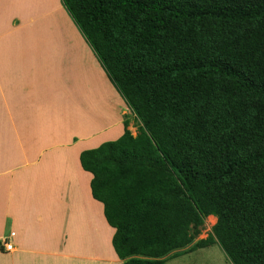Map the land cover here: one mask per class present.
<instances>
[{
	"label": "trees",
	"instance_id": "1",
	"mask_svg": "<svg viewBox=\"0 0 264 264\" xmlns=\"http://www.w3.org/2000/svg\"><path fill=\"white\" fill-rule=\"evenodd\" d=\"M60 2L140 122L79 156L122 264H264V0Z\"/></svg>",
	"mask_w": 264,
	"mask_h": 264
},
{
	"label": "crops",
	"instance_id": "2",
	"mask_svg": "<svg viewBox=\"0 0 264 264\" xmlns=\"http://www.w3.org/2000/svg\"><path fill=\"white\" fill-rule=\"evenodd\" d=\"M115 91L60 0H0V264L119 260L79 160L129 111Z\"/></svg>",
	"mask_w": 264,
	"mask_h": 264
},
{
	"label": "rangeland",
	"instance_id": "3",
	"mask_svg": "<svg viewBox=\"0 0 264 264\" xmlns=\"http://www.w3.org/2000/svg\"><path fill=\"white\" fill-rule=\"evenodd\" d=\"M117 94H118L117 91H115L116 96H118ZM112 99H113V96H109L107 98V100L109 101V104H111L110 102H112ZM67 100H68V98H67ZM67 100L65 101L66 105L68 103ZM112 106H111L110 110L108 109V112L111 113V115H112L111 118L114 119L115 122L118 121V117H120L121 129H120V127L119 128L117 127L116 130H114L115 135L112 134L111 135L112 138L110 140H104V142L114 141L116 139L119 140L121 138H129V137L130 138H137L140 134L139 133L140 124H138L137 121L132 119V117L134 118V116L131 115V111H126V114H125L124 111H123L124 113L121 112L122 109L119 108V106H117L116 104H114ZM72 141H73L72 143H77L76 138H74V140H72ZM128 142H130V141H128ZM92 149H94V148H92ZM102 209H103V206H102ZM210 219H211L210 216L205 218L204 224L199 228V234L196 236L195 240L205 239L207 237V235L210 233L211 227L214 225V223L216 221L214 218H213L214 222L212 219L211 220ZM7 231H8V229H7ZM114 233H115V231H114ZM12 235H13V233L10 232L8 237H10ZM99 240H102L100 234H99ZM111 240H112V238H111ZM1 242H2V240H1ZM1 242H0V248H1ZM4 242H2V245H3L4 250H6L5 244L7 242H5V243ZM99 243H101V242H99ZM106 245L108 246L107 241L102 243V245L101 244L99 245L98 253H99L100 257H105L106 249L108 251V248ZM191 245L192 244H190L184 248L171 251L166 256H164L162 259H165L166 262L170 263V264H229L224 253L221 251V249L219 248V246L217 244H215L211 247H208V248L197 249V250H190ZM100 246H103L104 248H102ZM1 250H2L1 252H3L2 248H1ZM123 262H124V260H120V259L117 260L116 262L109 261L106 258H102L99 260L100 264H108V263L122 264Z\"/></svg>",
	"mask_w": 264,
	"mask_h": 264
},
{
	"label": "bare ground",
	"instance_id": "4",
	"mask_svg": "<svg viewBox=\"0 0 264 264\" xmlns=\"http://www.w3.org/2000/svg\"><path fill=\"white\" fill-rule=\"evenodd\" d=\"M53 1H54V0H52V2H53ZM55 2H56V1H55ZM51 8H52V7H51ZM61 21H62V19H61ZM62 23H64V22L62 21ZM60 24H61V23H60ZM61 25H62V24H61ZM61 25H60V26H61ZM65 25L67 26V23H65ZM65 25H63V26L66 27ZM61 30H62V26H61ZM65 32H66V30H65ZM63 33H64V32H63ZM101 83H102V81H101ZM208 217H209V216H208ZM210 218H211V219L213 220V222H214V219H213L214 217L212 218V217L210 216ZM211 219H210V220H211Z\"/></svg>",
	"mask_w": 264,
	"mask_h": 264
},
{
	"label": "built area",
	"instance_id": "5",
	"mask_svg": "<svg viewBox=\"0 0 264 264\" xmlns=\"http://www.w3.org/2000/svg\"><path fill=\"white\" fill-rule=\"evenodd\" d=\"M5 246H6V247H5L6 250H10V249H11V245H10V244H7V243H6Z\"/></svg>",
	"mask_w": 264,
	"mask_h": 264
},
{
	"label": "clouds",
	"instance_id": "6",
	"mask_svg": "<svg viewBox=\"0 0 264 264\" xmlns=\"http://www.w3.org/2000/svg\"><path fill=\"white\" fill-rule=\"evenodd\" d=\"M216 222V221H215Z\"/></svg>",
	"mask_w": 264,
	"mask_h": 264
}]
</instances>
